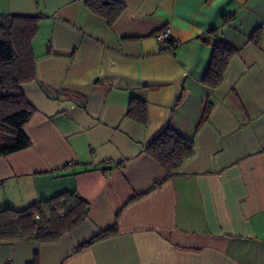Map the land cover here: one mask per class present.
<instances>
[{"label": "crops", "instance_id": "crops-1", "mask_svg": "<svg viewBox=\"0 0 264 264\" xmlns=\"http://www.w3.org/2000/svg\"><path fill=\"white\" fill-rule=\"evenodd\" d=\"M119 1L109 25L82 0H0V14L40 17L37 80L20 86L31 143L0 156V210L64 191L89 202L57 241L0 239V264H264V0ZM166 27L172 51L155 38ZM217 37L240 50L210 91ZM132 97L146 126L126 116ZM167 125L193 155L128 202L165 175L144 148Z\"/></svg>", "mask_w": 264, "mask_h": 264}, {"label": "trees", "instance_id": "trees-1", "mask_svg": "<svg viewBox=\"0 0 264 264\" xmlns=\"http://www.w3.org/2000/svg\"><path fill=\"white\" fill-rule=\"evenodd\" d=\"M95 15L112 24L124 9L119 0H82ZM40 17L20 14H0V156L22 150L31 143L23 130L35 108L23 94L21 84L37 80L32 40ZM262 26L254 29L249 40L257 44ZM163 49L174 48L171 39ZM240 48L217 37L201 82L211 91L223 82L225 71ZM212 101L207 96L201 122L206 120ZM126 116L143 126L147 125V107L144 99L132 97ZM156 160L165 175L145 192L132 196L135 200L177 174L183 163L194 153V140L167 125L144 148ZM89 202L77 191H64L46 200L30 203L25 208L0 210V239H34L38 242L57 241L64 233L80 224L87 216ZM116 231L115 224L102 230L86 243L107 237Z\"/></svg>", "mask_w": 264, "mask_h": 264}, {"label": "built area", "instance_id": "built-area-1", "mask_svg": "<svg viewBox=\"0 0 264 264\" xmlns=\"http://www.w3.org/2000/svg\"><path fill=\"white\" fill-rule=\"evenodd\" d=\"M170 28L166 27L160 31H157L155 33V38L157 39V41L162 45L164 46L166 41L170 38ZM171 49L170 51H172V48H169ZM168 49V50H169ZM7 264V263H6Z\"/></svg>", "mask_w": 264, "mask_h": 264}]
</instances>
